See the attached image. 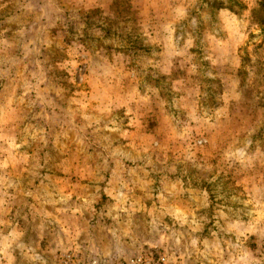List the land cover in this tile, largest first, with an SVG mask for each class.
Listing matches in <instances>:
<instances>
[{"label": "rangeland", "instance_id": "obj_1", "mask_svg": "<svg viewBox=\"0 0 264 264\" xmlns=\"http://www.w3.org/2000/svg\"><path fill=\"white\" fill-rule=\"evenodd\" d=\"M258 2L0 0V264H264Z\"/></svg>", "mask_w": 264, "mask_h": 264}, {"label": "built area", "instance_id": "obj_2", "mask_svg": "<svg viewBox=\"0 0 264 264\" xmlns=\"http://www.w3.org/2000/svg\"><path fill=\"white\" fill-rule=\"evenodd\" d=\"M158 260L164 263V257H159ZM53 264H152V258L144 255H134L127 260L109 263L105 259L95 257L83 260L75 252L64 250L55 254Z\"/></svg>", "mask_w": 264, "mask_h": 264}, {"label": "trees", "instance_id": "obj_3", "mask_svg": "<svg viewBox=\"0 0 264 264\" xmlns=\"http://www.w3.org/2000/svg\"><path fill=\"white\" fill-rule=\"evenodd\" d=\"M252 21L256 25H264V0H259L257 7L252 9Z\"/></svg>", "mask_w": 264, "mask_h": 264}]
</instances>
